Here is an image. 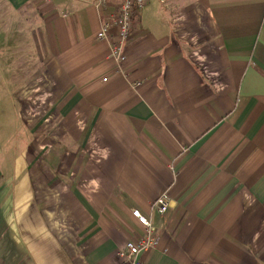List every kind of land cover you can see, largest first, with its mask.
Masks as SVG:
<instances>
[{"label": "crops", "instance_id": "1", "mask_svg": "<svg viewBox=\"0 0 264 264\" xmlns=\"http://www.w3.org/2000/svg\"><path fill=\"white\" fill-rule=\"evenodd\" d=\"M45 1L0 0V264H123L132 209L141 264H264V0H147L120 71L119 0Z\"/></svg>", "mask_w": 264, "mask_h": 264}, {"label": "built area", "instance_id": "2", "mask_svg": "<svg viewBox=\"0 0 264 264\" xmlns=\"http://www.w3.org/2000/svg\"><path fill=\"white\" fill-rule=\"evenodd\" d=\"M105 1L106 0H92L97 9L102 5L104 6ZM143 1L144 0H119L116 10L108 15L109 19L107 21L101 23L96 33V38L98 40L109 39V56L117 64L119 71L122 63L125 61V46L133 28L132 17L142 7ZM112 30L115 31L114 36L111 35ZM102 81H106V78H103ZM167 206L168 196L163 193L160 194L153 203L152 210L163 213ZM131 214L137 223L142 226L143 234L136 241H129L126 243L124 249L119 252V255L123 258L124 264H141L138 259L139 254L143 251L155 248L158 241L153 235L152 224L137 210H133Z\"/></svg>", "mask_w": 264, "mask_h": 264}, {"label": "rangeland", "instance_id": "3", "mask_svg": "<svg viewBox=\"0 0 264 264\" xmlns=\"http://www.w3.org/2000/svg\"><path fill=\"white\" fill-rule=\"evenodd\" d=\"M41 2H42V0H38V17H41L42 15H45L46 13L44 12V10H43V7L45 6V5H47V4H50L51 2H48V1H43V3L42 4H44V3H46L45 5H43V6H40V5H42L41 4ZM54 3V2H53ZM93 3V2H92ZM145 4H147V0H144L143 1V4H142V7L138 10V12L137 13H139L141 10H142V8L145 6ZM105 5H106V1H105ZM105 5L103 6H101V7H99V11H102L103 9H104V7H105ZM95 6V5H94ZM131 34V33H130ZM130 36V35H129ZM112 38V37H111ZM110 38V39H111ZM109 40V39H108ZM24 47H27V44L25 45L24 44ZM1 62V64H3L2 63V61H0ZM2 68H4V66L2 67ZM103 79V78H102ZM17 97V95L14 93V91H13V89H11V90H6V89H4L1 85H0V131H1V133L3 134V136H4V139H2V140H0V151H2L3 153L2 154H4L5 153V150H6V147H7V144H8V141H7V139H6V137L7 136H9L10 135V133H11V131H14L16 134H15V136L17 135V133L20 131V128L21 129H23V131H25V129H24V126H23V123L21 122H19V120H17L16 119V115H17V111L19 110V108L17 109V107L16 106H14L13 104H14V101H16V98ZM23 136H24V134H23ZM10 140V139H9ZM24 142H25V144H26V147H27V149L30 147V140H28L27 139V141L26 140H23V144L22 145H24ZM61 143H59L58 141L56 142V146L54 147V149H56L57 147H61ZM16 146L17 147H19V141H18V139L16 140ZM19 149V148H18ZM163 193H165L167 196H168V193H166V192H163ZM163 193H161V194H163ZM158 198V197H157ZM156 198V199H157ZM156 201V200H155ZM154 201V202H155ZM153 202V203H154ZM169 202H170V199H169V196H168V206H167V208H166V210L163 212V213H158V211L157 210H152V205H153V203L150 205V211L152 212V213H156V214H158V215H162V214H164L166 211H167V209L169 208ZM133 210H137L140 214H142L138 209H132L131 211H130V215H131V217H132V211ZM151 224H152V221H151V217L149 216V215H144V214H142ZM133 218V217H132ZM134 219V218H133ZM135 220V219H134ZM137 222V221H136ZM141 228H142V226H141ZM152 229H153V227H152ZM142 234H143V228H142ZM154 235V234H153ZM142 236V235H141ZM140 236V237H141ZM155 236V235H154ZM139 237V238H140ZM156 237V236H155ZM138 238V239H139ZM157 238V237H156ZM157 241H158V238H157ZM129 241H127L126 243H128ZM130 242H132V241H130ZM125 243V244H126ZM124 247H125V245H124ZM124 247H123V249H124ZM123 249H121V250H123ZM120 250V251H121ZM119 251V252H120ZM119 254V253H118ZM120 256V255H119ZM139 259V258H138ZM123 264H124V262H123Z\"/></svg>", "mask_w": 264, "mask_h": 264}]
</instances>
